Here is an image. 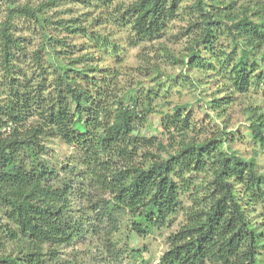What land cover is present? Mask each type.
Returning <instances> with one entry per match:
<instances>
[{
	"label": "trees",
	"instance_id": "1",
	"mask_svg": "<svg viewBox=\"0 0 264 264\" xmlns=\"http://www.w3.org/2000/svg\"><path fill=\"white\" fill-rule=\"evenodd\" d=\"M179 1L136 0L117 9V24L137 41L153 42L165 33ZM192 5L201 21L197 36L176 59L179 65L188 72H216L218 66L204 52L223 24L241 47L227 82L233 92L246 93L256 85L264 95V0H243L239 6L237 0H193ZM9 12L0 31L1 64L8 77L0 101V264H83L76 258L62 260L60 249L87 237L109 258V252L117 255L114 234L126 217L130 232L142 238L169 227L183 209L184 223L168 237L158 264H261L263 222L248 216L253 206L264 205L259 192L264 174L255 159L230 154L223 130L210 140H182L188 126L179 105L173 107L175 115L166 113L162 120L164 130L181 133L176 149L141 137L140 128L153 113L150 100L111 96L109 74L101 76L100 68L89 66V74L76 71L70 59L59 67L48 97H41L45 89L37 85L34 97L46 104L42 111L34 109L32 92L12 70L17 61L12 50L21 48L12 37L10 17L27 13L37 19L36 13L26 8ZM162 51L170 54L166 47ZM35 61L43 69L39 51ZM230 101L207 105L220 116ZM248 128L253 142L264 148V114L253 113ZM44 139L75 148V163L61 168L63 176L42 160ZM205 175L210 180L196 181ZM182 198L189 208H182ZM6 245L16 253L8 254ZM127 250L141 258L139 249Z\"/></svg>",
	"mask_w": 264,
	"mask_h": 264
},
{
	"label": "rangeland",
	"instance_id": "2",
	"mask_svg": "<svg viewBox=\"0 0 264 264\" xmlns=\"http://www.w3.org/2000/svg\"><path fill=\"white\" fill-rule=\"evenodd\" d=\"M135 1L0 0V31L9 17L10 8L32 10L39 22L42 21L40 25L36 18L27 13L11 15L12 37L17 39L21 48L20 51L16 48L12 50L17 57L12 67L14 75L28 85L27 89L32 92L30 97L35 99L34 92L39 84L45 89L41 97L49 96L55 74L60 66L68 64L69 59L74 61L73 69L86 74H89L87 66L100 68L103 72L101 76L109 74L106 80L110 83L111 96L137 95L141 102L150 100L153 113L148 115V123L140 128L138 134L141 137L163 140L176 149L181 141V133L174 128L164 130L162 120L166 113L175 115L173 107L179 105L181 118H186L188 126L187 135L182 140H210L220 137L223 130L224 148L232 155L254 158L258 172L264 174V148L253 142L248 128L253 113L264 114V95L256 85L250 86L246 93L233 92L234 89L227 82L230 67L240 54V45L235 44L223 24L220 25L212 47L204 52L206 58L218 66L217 71L209 72L208 75L196 70L188 72L176 59L185 53L191 40L198 34L197 23L201 19L193 9V0L179 1L178 11L167 24L165 33L153 42L137 41L130 31L117 24V9ZM242 1L237 0V6ZM2 46L0 32V101L5 98L2 90L8 81L1 64ZM163 47L170 54L165 55ZM37 51L40 52L43 69L35 61ZM74 76L80 82V76ZM195 79L198 81L195 82ZM215 99L231 100L220 116L207 105V102ZM34 101V109L40 110L46 104L40 98ZM29 120L32 121L31 118ZM42 145V160L60 170V173L64 166L74 165V147H69L60 139H44ZM151 152H156V149L152 148ZM161 156L164 154L161 153ZM67 175L72 176L69 173ZM210 177L201 176L196 181L210 180ZM259 192L262 195L260 202H264V189ZM190 205L187 198H182V208H189ZM263 206L257 204L248 212L250 220L263 222L261 226H264ZM184 212L185 209L175 216L169 227L142 238L130 232L126 217L114 234L117 245L113 252L117 255L109 252L108 258L93 243L90 246L92 240L87 237L85 241H76L71 248L60 249L61 259L76 258L83 264H158L168 248V237L184 223ZM3 248L8 254L16 253L15 247L10 245ZM127 248L139 249L141 258H132ZM261 264H264V258Z\"/></svg>",
	"mask_w": 264,
	"mask_h": 264
}]
</instances>
